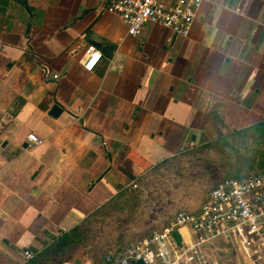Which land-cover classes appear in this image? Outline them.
I'll list each match as a JSON object with an SVG mask.
<instances>
[{
    "label": "crops",
    "instance_id": "1",
    "mask_svg": "<svg viewBox=\"0 0 264 264\" xmlns=\"http://www.w3.org/2000/svg\"><path fill=\"white\" fill-rule=\"evenodd\" d=\"M263 119L264 0H204L186 37L131 36L104 0H0V264H96L163 230L176 163Z\"/></svg>",
    "mask_w": 264,
    "mask_h": 264
},
{
    "label": "built area",
    "instance_id": "2",
    "mask_svg": "<svg viewBox=\"0 0 264 264\" xmlns=\"http://www.w3.org/2000/svg\"><path fill=\"white\" fill-rule=\"evenodd\" d=\"M107 10L119 15L128 26L131 36L142 33L147 24L168 28L181 36H189L204 0H104ZM87 70H92L102 57L95 45L88 46ZM28 138L36 144L42 142L34 133ZM182 233L183 248L173 260L171 243L173 233ZM192 235L194 238H192ZM223 237L237 239L246 264L264 263V171L251 172L222 180L210 190L201 209L194 213L180 210L172 223L161 231L139 239L124 247L109 251L96 264H214L204 251V244ZM27 257L32 253L27 251Z\"/></svg>",
    "mask_w": 264,
    "mask_h": 264
},
{
    "label": "rangeland",
    "instance_id": "3",
    "mask_svg": "<svg viewBox=\"0 0 264 264\" xmlns=\"http://www.w3.org/2000/svg\"><path fill=\"white\" fill-rule=\"evenodd\" d=\"M224 131L222 130L221 132L223 133L208 140L207 143H212V146H199L195 148V153L191 154L188 160L181 159L176 163L177 166L173 169L172 179H176L177 181H175L176 183L173 182L172 187L164 185L158 188L159 191L163 192L171 190L168 192V195L175 192L172 195V202L168 207V212H171V215L173 213L176 214L181 209L189 211L196 209L202 201H205V193L216 187L226 177L240 176L264 170L263 167L258 166L252 159V150L256 149V145L245 138L233 139L230 137L224 147L220 145L214 146L213 142L234 130ZM192 138H194L193 134ZM160 196L162 197L161 194ZM234 241L238 240L230 239L227 241L223 237H218L207 245L212 246L210 248L219 249L217 252L211 253L210 251L211 254L218 253L228 258L234 256L239 258L242 263L244 255L241 254L239 247L234 245ZM171 249L173 260L176 259L177 252L183 250V248L178 247L174 243H171ZM217 259L221 261V258H218V256ZM158 263L162 264V261ZM181 263L184 264V262Z\"/></svg>",
    "mask_w": 264,
    "mask_h": 264
},
{
    "label": "trees",
    "instance_id": "4",
    "mask_svg": "<svg viewBox=\"0 0 264 264\" xmlns=\"http://www.w3.org/2000/svg\"><path fill=\"white\" fill-rule=\"evenodd\" d=\"M230 137L233 139L245 138L247 141L249 140V142L254 143L256 145L255 146L256 149L252 150L253 151L252 159L255 161V163L258 166L264 168V119L261 122L254 124L252 126L234 130L233 132H230L227 135H223L222 137L218 138L215 142H213V145L214 146L220 145L224 147V145L228 141V138ZM210 145L212 146V143L205 145V147ZM231 177H238V176H229L224 179ZM72 238L74 239L83 238V234L81 233L80 228H76L72 230V232H70L69 234L64 235L63 238L60 240V244L63 242L69 245ZM55 247L56 246H53L52 249H54ZM57 247H59V244L57 245Z\"/></svg>",
    "mask_w": 264,
    "mask_h": 264
},
{
    "label": "water",
    "instance_id": "5",
    "mask_svg": "<svg viewBox=\"0 0 264 264\" xmlns=\"http://www.w3.org/2000/svg\"><path fill=\"white\" fill-rule=\"evenodd\" d=\"M62 111V108H60L59 105H56L52 108V115L53 116H57L60 114V112ZM173 239L175 241V243L178 245V246H182V236L180 234V232L177 230L173 233ZM133 264H145L143 260H138V261H134Z\"/></svg>",
    "mask_w": 264,
    "mask_h": 264
}]
</instances>
